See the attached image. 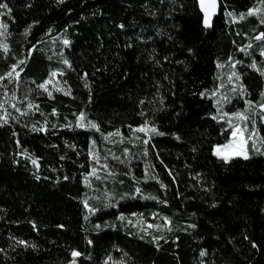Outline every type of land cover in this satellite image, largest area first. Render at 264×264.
Returning a JSON list of instances; mask_svg holds the SVG:
<instances>
[{
    "label": "trees",
    "instance_id": "obj_1",
    "mask_svg": "<svg viewBox=\"0 0 264 264\" xmlns=\"http://www.w3.org/2000/svg\"><path fill=\"white\" fill-rule=\"evenodd\" d=\"M258 1L217 0L205 25L196 0H0V264H264V155L213 154L231 130L213 95L235 61L244 95L223 110L252 101L264 137V75L249 67L264 70V24L245 16ZM81 110L99 132L76 126ZM145 119L164 133L148 144L128 127ZM92 141L109 165L95 175Z\"/></svg>",
    "mask_w": 264,
    "mask_h": 264
},
{
    "label": "snow or ice",
    "instance_id": "obj_2",
    "mask_svg": "<svg viewBox=\"0 0 264 264\" xmlns=\"http://www.w3.org/2000/svg\"><path fill=\"white\" fill-rule=\"evenodd\" d=\"M59 2H63V0H59ZM262 3H264V0H262ZM199 5H200V9L204 14V24L208 25V21L209 18L213 15V13L215 12L216 8H217V0H199ZM0 7H4L6 8L7 5L5 4H0ZM10 11V10H9ZM259 9H255V8H249L248 9V14L251 15L255 12H258ZM0 15H2V13H0ZM231 15V13H230ZM241 16H243V14H241ZM36 23V22H33ZM260 23L264 24V20H261ZM0 27L3 28H7V25L4 24H0ZM32 27V25H28V27L25 29V31L27 32L28 29H30ZM121 27H123V25H121ZM49 31H51V29H49ZM2 34V33H0ZM264 38V32H261L256 39H262ZM63 43L65 45H69V41L67 39H65L63 41ZM250 47V45H249ZM0 48H3L5 51L8 50V45L6 44H0ZM241 51H245V49H240ZM261 56H264V49L261 50ZM231 59V57L229 58ZM63 64L68 65L69 67H71L70 62L67 59H63ZM22 63V62H21ZM249 67L256 69L258 72H260L261 75H264V70L258 69L257 68V64L256 61L253 60L252 63L249 65ZM16 65H12V69L15 70ZM233 68H235V65H233ZM59 71V69L57 70H53L50 73V76H55L57 74V72ZM12 72H8L6 73L7 76L11 77L12 76ZM62 74V73H61ZM18 75V73H17ZM235 77V79L238 81L240 79V76L237 75L235 73V71H233V73L230 74L229 79L231 80L232 77ZM4 77H0V79H3ZM50 82L49 79H46L43 83L37 85L38 88L41 89H45V85H47ZM241 89H243V85H240ZM47 90V89H45ZM233 91H235V89H233ZM49 95H51V92L48 93ZM203 95V93H202ZM239 95L242 97L244 95L243 90L239 93ZM261 98L264 99V92L260 93ZM253 102L252 101H245V112L248 110V108H250L252 106ZM3 105L0 104V108H2ZM13 107H15V105H13ZM33 105L31 103L28 104V108H32ZM258 108L261 109L262 112H264V103H260L258 105ZM220 110V102L218 101V111ZM16 111L20 112L21 110L19 108L16 109ZM56 110L53 109V114H55ZM245 112H241V111H236V112H232V113H228V112H223L219 118L220 119H224L225 117H235L236 118V122L233 123V121L231 119H229L227 121L229 127L231 128V136L232 139L228 140V142L224 143V144H218L215 145L213 147V154L219 158H222L224 160V162H228V160L230 159L231 156H240L243 157L244 159H248V152H247V148L246 146L248 145L249 141H251V147L252 150L256 153H260L262 155H264V152H261V148L258 147V144H264V137L260 136V133L257 130V122L255 119L250 118L249 116L245 115ZM24 114V113H21ZM141 116L144 115L143 112L140 113ZM213 119H217V116H213ZM261 121L264 122V115H261L260 117ZM0 120H3L4 123H7V115L4 116H0ZM86 120V113L81 110V112L79 113V115L76 117V126L80 127V128H93L95 129L97 132L100 131L99 125L92 120H87V122L85 123ZM243 125V126H241ZM249 125H251V127H249ZM66 127H71V123L65 125ZM129 129L135 134V133H144L147 138L144 139L142 142L144 144H148L149 140L151 139V135H164V133H161L158 131V129L156 128L155 124H150V122L145 119L143 121L142 124L138 125L135 128H132L131 125L128 126ZM33 131H46V128H41V129H37L35 127V125H33L32 127ZM104 140H108L110 137L112 136H122V134L120 133V130L117 129L115 132H110L107 133L106 135H104L103 133L101 134ZM174 135V134H173ZM136 139H140L139 136L135 137ZM177 139H179V137H177ZM115 142V141H113ZM120 142H123V140L121 139ZM95 141H92V145L93 147L89 150V156H91L97 164L100 163L101 157L100 154L95 152ZM125 153H127L128 149H124ZM147 154V152H145V155ZM112 158L114 160L119 161L121 164L124 163L123 160H120L119 157L113 155ZM105 159V163H103L101 165V167H103L105 170L109 169V165L107 164V157L104 158ZM32 163L34 165L37 164V160L33 159ZM98 171L97 168H93L92 172L89 173V175H95L96 172ZM148 167H145V176L144 179H148ZM152 179H155V177H152ZM162 188L164 187L163 184L160 185ZM135 192L139 193L141 192V189L139 187L135 188ZM125 196L129 195V194H124ZM124 196L121 197V199H123ZM152 199H157L156 197H151ZM163 203H167V201H162ZM84 206L87 207L89 209V211L91 213H95L97 211V208L92 207L88 204L87 201H84ZM105 206H110V201L108 203L105 204ZM119 219H124L123 216L119 217ZM165 221L167 222V218H164ZM165 225H151L149 224L148 227H156V228H161L164 227ZM97 227H99V225H97ZM145 232H147V229H144ZM143 238V237H141ZM158 239H163V237H153V240H158ZM19 243L21 244H25V241H19ZM89 243H91V241H89ZM157 247H159V245H157ZM205 253L202 251L201 255L203 256ZM72 257H77L80 255V253H78L77 251L73 250L71 252ZM118 264H124V262L121 260L118 262Z\"/></svg>",
    "mask_w": 264,
    "mask_h": 264
},
{
    "label": "rangeland",
    "instance_id": "obj_3",
    "mask_svg": "<svg viewBox=\"0 0 264 264\" xmlns=\"http://www.w3.org/2000/svg\"><path fill=\"white\" fill-rule=\"evenodd\" d=\"M253 8L259 9V11L255 12V13H253L251 15H249L248 12H247L245 16H254L258 20H262V18H264V3H262V0H259ZM229 16H230V21L234 22V23L237 22V21L238 22L241 21L245 17L244 15L243 16H241V15H239V16L229 15ZM1 28L2 27H0V32L2 31ZM262 39H264V38H262ZM262 57H264V56H262ZM240 62H241V59H240ZM233 65H235V68H233ZM240 68H241L240 64L238 66V63H236V61H235L232 64L228 65L225 69L221 70V76H222L221 77V83L219 84L218 89L214 92V95H213V100H214V104H215V107H216L217 111H218V101L220 102V110L218 111L220 115L223 112H228V113H232V112H236V111L245 112V108H246L245 104H243L242 106H237L235 104L230 111H228L226 109L223 110V107H225V106L228 107V106L232 105V102H231L232 98L234 96H236V93H238V92L240 93L241 92V88H240V86L238 84V81L235 79V77L233 76L231 80L229 79V76H230L231 73H233V71H235V73L237 75H239ZM226 86H228V87H226ZM233 89H235V91H233ZM248 112H249V110H247L245 112V115L248 116ZM256 115L259 116V121L264 124V122H262L261 119H260L261 115H264V112H262L261 109H258V111H256ZM229 119H231L233 121V123L236 122V118L235 117H225L226 123H227V121ZM227 125H228V123H227ZM241 126H243V125H241ZM249 127H251V125H249ZM139 134L146 136L144 133H137V135H139ZM111 138L112 137H110L109 140H111ZM230 139H232L231 130H230V135H229V139L228 140H230ZM131 143H135V142H131ZM249 144H250V147H251V141H249V143L246 146V148L249 146ZM258 147L261 148V144H258ZM251 149H252V147H251ZM95 152H97L96 147H95ZM108 155H110V154H108ZM100 157H101V160H100L99 164H97L96 161L92 158L93 162H94L93 168H97L98 170L104 171L105 169L103 167H101V165L103 163H105V160H104V158L101 155H100ZM232 157H234V156H231L230 158H232ZM126 223H129L131 226L137 227L139 230H143V229L149 228L148 225L150 224V223L144 221L143 218H138V217L132 216V215H130V217H128V219L126 220ZM111 264H118V263L117 262H112Z\"/></svg>",
    "mask_w": 264,
    "mask_h": 264
},
{
    "label": "water",
    "instance_id": "obj_4",
    "mask_svg": "<svg viewBox=\"0 0 264 264\" xmlns=\"http://www.w3.org/2000/svg\"><path fill=\"white\" fill-rule=\"evenodd\" d=\"M196 1H197V3H198L199 9H200L199 0H196ZM217 6H218V2H217ZM216 11H217V8H216L215 12L213 13V15L216 13ZM200 12H201L202 15H203V21H204V14H203V12L201 11V9H200ZM213 15H212V16H213ZM212 16L209 18L208 25L210 24V21H211ZM256 37H257V36H256ZM256 37H254V40H258V39H256Z\"/></svg>",
    "mask_w": 264,
    "mask_h": 264
},
{
    "label": "bare ground",
    "instance_id": "obj_5",
    "mask_svg": "<svg viewBox=\"0 0 264 264\" xmlns=\"http://www.w3.org/2000/svg\"><path fill=\"white\" fill-rule=\"evenodd\" d=\"M259 40V39H258Z\"/></svg>",
    "mask_w": 264,
    "mask_h": 264
}]
</instances>
